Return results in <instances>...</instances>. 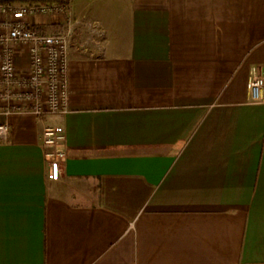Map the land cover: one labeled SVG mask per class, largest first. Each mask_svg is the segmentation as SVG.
Returning a JSON list of instances; mask_svg holds the SVG:
<instances>
[{
	"label": "crops",
	"instance_id": "1",
	"mask_svg": "<svg viewBox=\"0 0 264 264\" xmlns=\"http://www.w3.org/2000/svg\"><path fill=\"white\" fill-rule=\"evenodd\" d=\"M65 5L30 24L70 30L67 113L0 116V264H264V0Z\"/></svg>",
	"mask_w": 264,
	"mask_h": 264
},
{
	"label": "built area",
	"instance_id": "2",
	"mask_svg": "<svg viewBox=\"0 0 264 264\" xmlns=\"http://www.w3.org/2000/svg\"><path fill=\"white\" fill-rule=\"evenodd\" d=\"M67 10L65 2H0V116L30 113L36 118L65 115L68 111V48L70 30L48 35L30 24L33 17L56 16ZM26 48L29 72H19L16 50ZM250 102L264 104V66L249 78ZM9 126L0 121V141ZM42 149L49 178L60 177L59 164L65 158V135L55 127L42 131Z\"/></svg>",
	"mask_w": 264,
	"mask_h": 264
},
{
	"label": "trees",
	"instance_id": "3",
	"mask_svg": "<svg viewBox=\"0 0 264 264\" xmlns=\"http://www.w3.org/2000/svg\"><path fill=\"white\" fill-rule=\"evenodd\" d=\"M51 1H56V2H67V1H69V0H40V1H37V2H51ZM0 2L1 3H12V2H7V1H1L0 0ZM33 2V1H32ZM34 2H36V1H34Z\"/></svg>",
	"mask_w": 264,
	"mask_h": 264
},
{
	"label": "water",
	"instance_id": "4",
	"mask_svg": "<svg viewBox=\"0 0 264 264\" xmlns=\"http://www.w3.org/2000/svg\"><path fill=\"white\" fill-rule=\"evenodd\" d=\"M7 2H30V1H40V0H1Z\"/></svg>",
	"mask_w": 264,
	"mask_h": 264
},
{
	"label": "rangeland",
	"instance_id": "5",
	"mask_svg": "<svg viewBox=\"0 0 264 264\" xmlns=\"http://www.w3.org/2000/svg\"><path fill=\"white\" fill-rule=\"evenodd\" d=\"M17 69H18V67H17Z\"/></svg>",
	"mask_w": 264,
	"mask_h": 264
}]
</instances>
